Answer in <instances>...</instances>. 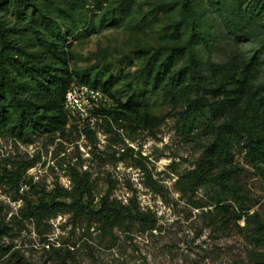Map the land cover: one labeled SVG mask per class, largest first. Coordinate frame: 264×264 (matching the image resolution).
<instances>
[{
    "label": "rangeland",
    "instance_id": "1",
    "mask_svg": "<svg viewBox=\"0 0 264 264\" xmlns=\"http://www.w3.org/2000/svg\"><path fill=\"white\" fill-rule=\"evenodd\" d=\"M183 8L182 0H0V92L21 95L51 124L26 140L0 136L9 248L0 264H264L256 232L264 230V0H189L192 38ZM82 81L103 93L91 128L53 96ZM191 107L206 125L185 136L179 119ZM28 163L18 190L1 178ZM73 173L88 178L95 204L117 198L149 225L108 234L71 213L21 217L15 198L71 189ZM231 190L244 205L223 223L215 192L234 204Z\"/></svg>",
    "mask_w": 264,
    "mask_h": 264
},
{
    "label": "trees",
    "instance_id": "2",
    "mask_svg": "<svg viewBox=\"0 0 264 264\" xmlns=\"http://www.w3.org/2000/svg\"><path fill=\"white\" fill-rule=\"evenodd\" d=\"M182 2L184 5L183 14L186 23L189 25L188 29H190L192 38L195 33V24L188 12L187 5L189 0H182ZM7 65H9L8 67L11 70H16L17 75H20L23 79H28L29 75L26 74L27 68L23 65L16 62H8ZM81 83L88 84L83 81ZM70 86L71 84L61 92L57 89L53 90L54 100L63 109V99ZM109 116H111V113H109ZM52 123L57 124L56 121ZM104 123L109 129L113 128L108 120L105 119ZM50 125V121L46 122L30 112L28 104L22 100L21 95L17 93L8 94L5 91L0 92V136H11L26 140L34 135L46 133L49 131ZM179 125L180 131L185 136H189L192 130L200 129L206 124L196 108L191 107L180 116ZM217 135L219 136L220 133ZM256 149L257 147L253 146L252 150L255 151ZM229 153L227 146L222 145L220 147L221 156H229ZM33 166L32 163H28L26 165H20L15 170H5L1 178H6V183L18 190L20 184L24 182L26 171ZM198 180H202L203 183L206 181V176L203 175L202 171L198 173ZM72 181L73 186L71 189L57 186L51 193H48L46 196H41L40 199L38 198L36 202L31 201L27 196L15 198L14 200L22 199L24 201L20 209L21 217L25 220L41 223L46 219L55 218L59 213H71L76 220H86L89 224L92 222L98 223L101 229L104 232H108V234L114 229H121L130 224L140 223L142 226L149 225L148 215L137 208H131L129 205L123 204L117 198L105 196L101 199L100 204H95L88 178L80 177L73 173ZM231 191V199H233L234 204H228L220 192H215L216 198H214L213 205H215L223 223H227L232 216H236L238 214L237 207L242 208L244 205L241 199H239L240 197L233 190ZM1 212L2 209L0 208V214ZM262 231H264L263 228H258L256 232H258L260 241L263 242ZM5 235H8V228L0 218V256L5 255L9 250L8 246L3 244Z\"/></svg>",
    "mask_w": 264,
    "mask_h": 264
},
{
    "label": "built area",
    "instance_id": "3",
    "mask_svg": "<svg viewBox=\"0 0 264 264\" xmlns=\"http://www.w3.org/2000/svg\"><path fill=\"white\" fill-rule=\"evenodd\" d=\"M102 99L103 93L97 87L84 83H72L66 91L63 106L80 126L91 128L95 111Z\"/></svg>",
    "mask_w": 264,
    "mask_h": 264
}]
</instances>
